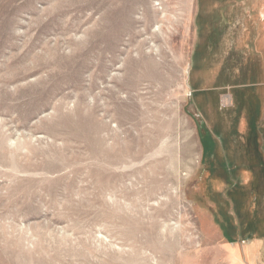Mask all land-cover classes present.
Here are the masks:
<instances>
[{
    "label": "rangeland",
    "instance_id": "1",
    "mask_svg": "<svg viewBox=\"0 0 264 264\" xmlns=\"http://www.w3.org/2000/svg\"><path fill=\"white\" fill-rule=\"evenodd\" d=\"M0 264H264V0H0Z\"/></svg>",
    "mask_w": 264,
    "mask_h": 264
},
{
    "label": "bare ground",
    "instance_id": "2",
    "mask_svg": "<svg viewBox=\"0 0 264 264\" xmlns=\"http://www.w3.org/2000/svg\"><path fill=\"white\" fill-rule=\"evenodd\" d=\"M105 188V187H104Z\"/></svg>",
    "mask_w": 264,
    "mask_h": 264
}]
</instances>
